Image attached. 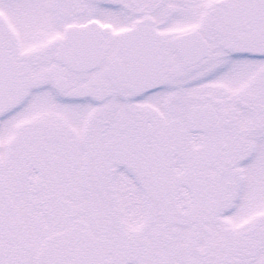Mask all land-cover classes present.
Masks as SVG:
<instances>
[{
	"label": "snow or ice",
	"instance_id": "1",
	"mask_svg": "<svg viewBox=\"0 0 264 264\" xmlns=\"http://www.w3.org/2000/svg\"><path fill=\"white\" fill-rule=\"evenodd\" d=\"M0 264H264V0H0Z\"/></svg>",
	"mask_w": 264,
	"mask_h": 264
}]
</instances>
